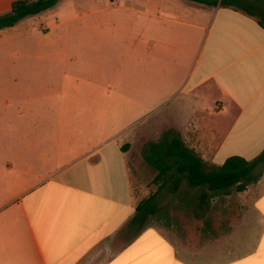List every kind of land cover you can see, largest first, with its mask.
I'll return each mask as SVG.
<instances>
[{
	"label": "crops",
	"instance_id": "obj_1",
	"mask_svg": "<svg viewBox=\"0 0 264 264\" xmlns=\"http://www.w3.org/2000/svg\"><path fill=\"white\" fill-rule=\"evenodd\" d=\"M16 1L0 0V16ZM124 3L110 0L99 11ZM121 8L145 26L148 40L179 43V86L205 106L190 119L168 115L164 131L178 130L211 164L260 155L264 28L256 19L190 0H131ZM67 14L29 16L0 31V83L5 73L35 88L53 83L54 71L69 55L59 48L70 32ZM188 56L191 64L184 68ZM6 95L0 86V152L5 154L0 160V264H264V173L240 192L242 208L228 212L225 224L215 220L193 232L184 220L147 225L148 218L134 224L145 199L130 173L141 167L134 143L153 128L134 131L125 141L131 147L123 140L76 144L74 135L65 141L63 132L37 129L49 119L38 113L35 100L13 102ZM7 139H16L15 149ZM193 200L199 210L206 206L202 193Z\"/></svg>",
	"mask_w": 264,
	"mask_h": 264
},
{
	"label": "rangeland",
	"instance_id": "obj_2",
	"mask_svg": "<svg viewBox=\"0 0 264 264\" xmlns=\"http://www.w3.org/2000/svg\"><path fill=\"white\" fill-rule=\"evenodd\" d=\"M130 1L119 4L117 10L104 12L99 10L108 8L110 0H62L47 12L34 16L45 19L53 15L54 18L56 14L68 12L67 17L72 19L67 26L70 32L67 40L59 42V48L68 50L69 55L54 71L52 84L44 82L42 88H35L5 73L7 79L0 86L12 101L13 98L18 102L26 98L36 101L38 113L49 119L39 123L37 129L52 128L63 132L64 137L74 135L76 144L88 146L101 140L125 142L134 131L153 128L150 136L143 135L134 143L133 153L141 167L130 171L145 201L158 191L162 181H155L157 171L144 160L142 150L149 142L161 138L167 128L163 124L165 117L181 115L190 119L205 106L197 97L186 96L179 86L175 76L182 61L179 43L148 40L144 35L145 26L134 23V14L122 11L121 7L128 6ZM117 12L124 15L114 16ZM190 60L188 56L184 68L190 66ZM207 108L211 113L212 107ZM15 142L16 139H7L6 144L15 149ZM126 144L131 147L130 142L123 143ZM4 155L0 152V160ZM132 162L136 163L134 159ZM199 193L187 182L176 193L164 188L159 195L157 212L146 224L184 220L193 232L195 226L204 230L215 220L225 224L228 212L242 208L240 192L233 189L230 197L220 195L210 199L199 210L193 200Z\"/></svg>",
	"mask_w": 264,
	"mask_h": 264
},
{
	"label": "trees",
	"instance_id": "obj_3",
	"mask_svg": "<svg viewBox=\"0 0 264 264\" xmlns=\"http://www.w3.org/2000/svg\"><path fill=\"white\" fill-rule=\"evenodd\" d=\"M61 0H18L9 14L0 16V31L17 25L29 16H36L56 6ZM199 4L229 8L256 19L264 28V0H190ZM142 156L157 171L155 181H162L158 191L138 206L133 223L144 224L155 215L160 204V193L167 187L175 193L183 182L202 193V204L207 205L212 196L231 195L233 189L246 190L264 173V151L252 160L231 156L222 165L205 161L189 148L180 132L174 128L164 131L158 141L148 143Z\"/></svg>",
	"mask_w": 264,
	"mask_h": 264
}]
</instances>
